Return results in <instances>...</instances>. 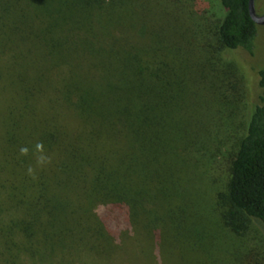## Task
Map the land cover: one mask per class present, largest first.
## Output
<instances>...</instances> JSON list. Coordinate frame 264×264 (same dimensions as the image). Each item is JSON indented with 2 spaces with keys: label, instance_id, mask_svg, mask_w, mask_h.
Returning <instances> with one entry per match:
<instances>
[{
  "label": "trees",
  "instance_id": "16d2710c",
  "mask_svg": "<svg viewBox=\"0 0 264 264\" xmlns=\"http://www.w3.org/2000/svg\"><path fill=\"white\" fill-rule=\"evenodd\" d=\"M77 1L80 7L92 6L91 0ZM249 1L220 0L225 10L217 30L221 47L254 53L260 25L250 14ZM255 5L257 10L264 0H255ZM91 32L90 24L77 25L61 37L54 32L48 38L50 49L88 62L97 71L77 86L71 83L70 68L72 75L62 74L60 85L46 91H58L77 126L60 123L66 112L53 111L54 98L42 116L31 109L22 124L15 122L13 107L0 115V263L53 264L56 257L69 259L77 247L68 222L81 217L80 211L86 212L91 204L98 218L89 248L93 256H110L129 235L151 240L155 252L162 232L161 225L155 227V217L165 219L155 199L164 205L169 185L179 184L169 179L171 171L181 172L177 162L183 167L182 160L195 157L217 133L209 118L229 115V109L215 106L188 83L185 63L174 51L155 47L150 38L131 43L121 28L102 34L99 42L90 41ZM257 77L259 101L237 144L222 197L230 206L223 212L228 226L245 229L254 221L264 234V68ZM227 120L225 125L231 127ZM37 141L53 156L33 179L27 168L35 158L31 153L21 156L19 149H33Z\"/></svg>",
  "mask_w": 264,
  "mask_h": 264
},
{
  "label": "rangeland",
  "instance_id": "374dc122",
  "mask_svg": "<svg viewBox=\"0 0 264 264\" xmlns=\"http://www.w3.org/2000/svg\"><path fill=\"white\" fill-rule=\"evenodd\" d=\"M90 3L93 8L80 7L77 0H0V115L13 107L15 122L22 124L31 109L42 116L50 98H54L57 104L53 111L66 112L60 123L77 126L73 114L61 105L58 91H46L49 86L60 85L64 74L72 75H68L70 68L71 83L77 86L97 75V71L88 62L50 49L48 38L54 32L61 37L67 28L87 24L92 26V42L109 36V30L112 33L121 28L131 43L150 38L155 40V47L174 51L185 63L188 83L209 96L215 106L222 104L229 109V115L209 118L217 133L209 137L207 146L195 152V157L184 158L183 167L177 162L181 172L171 171L173 177L169 179H178L179 184L169 185L167 203L162 207L155 199L157 212L165 218L163 221L155 217V227L162 226L161 242L159 246L155 244V252L151 240L141 241L129 235L110 256H93L89 248L98 218L91 204L86 206V212L80 211L81 217L68 222L77 252L65 260L56 257L53 264H264V234L260 227L254 221H249L245 229L228 226L223 212L230 206L222 197L227 191L237 144L253 106L259 101L257 73L264 68V25L259 26L251 54L242 48L220 46L217 30L225 16L220 0ZM257 13L264 14V6L259 5ZM224 120L233 125L227 127ZM45 149L53 156L50 149ZM158 195L162 198V194ZM165 206L169 207L167 212Z\"/></svg>",
  "mask_w": 264,
  "mask_h": 264
},
{
  "label": "clouds",
  "instance_id": "9594fccd",
  "mask_svg": "<svg viewBox=\"0 0 264 264\" xmlns=\"http://www.w3.org/2000/svg\"><path fill=\"white\" fill-rule=\"evenodd\" d=\"M30 153L35 158V164L29 165V167L27 168V175H29L33 179H36L37 170L43 169L46 166L50 165L52 163V156L48 154L42 141H37L34 144L33 149H30L27 146H22L19 149V154L21 156H29Z\"/></svg>",
  "mask_w": 264,
  "mask_h": 264
},
{
  "label": "water",
  "instance_id": "95a60500",
  "mask_svg": "<svg viewBox=\"0 0 264 264\" xmlns=\"http://www.w3.org/2000/svg\"><path fill=\"white\" fill-rule=\"evenodd\" d=\"M249 10L252 18L258 25H264V14H258L256 10L255 0L249 1Z\"/></svg>",
  "mask_w": 264,
  "mask_h": 264
}]
</instances>
